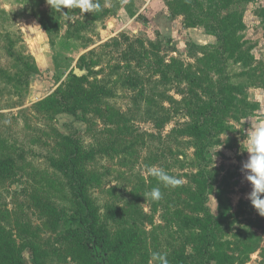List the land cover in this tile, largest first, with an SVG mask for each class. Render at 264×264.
<instances>
[{"label": "rangeland", "instance_id": "obj_1", "mask_svg": "<svg viewBox=\"0 0 264 264\" xmlns=\"http://www.w3.org/2000/svg\"><path fill=\"white\" fill-rule=\"evenodd\" d=\"M234 1L230 9L237 10L243 28L226 37L223 48L241 49L253 58L248 66L233 58L223 64L245 94L235 95L239 121L229 119L231 129L211 150L216 180L204 198L214 215L220 188L232 212L249 201L250 184L242 172L249 155L247 133L264 123V0ZM99 3L98 12L63 9L66 16L46 0H0V157L13 159L0 176V248L8 260L25 264H91L66 235L71 225L63 214L71 195L51 162L68 153L62 135L71 130L77 132L81 166L89 175L100 220L126 247L116 264H153L154 251L166 253L168 264H199L202 228L181 225L182 214L200 216L203 211L200 182L192 176L197 142L185 130L191 120L184 111L205 106L209 99L203 88L215 90L219 65L211 47L216 38L202 26L184 27L182 15L170 16L165 0ZM172 57L191 65L200 84L162 78L157 64ZM82 58L91 70L80 68ZM71 70L83 71L78 76L87 77L85 90L110 91L78 111L79 118L45 102ZM152 167L163 168L181 184L164 186L149 174ZM154 187L162 192L158 201L147 195ZM246 227L259 234L263 248L264 216L257 211L213 232L233 240L236 229ZM231 252L247 256L244 264H264L260 249L234 242Z\"/></svg>", "mask_w": 264, "mask_h": 264}, {"label": "trees", "instance_id": "obj_2", "mask_svg": "<svg viewBox=\"0 0 264 264\" xmlns=\"http://www.w3.org/2000/svg\"><path fill=\"white\" fill-rule=\"evenodd\" d=\"M170 16L182 15L184 27L202 26L216 38V44L211 47L216 57L217 79L215 90L203 88L208 96V102L201 109L185 108L184 114L191 122L185 130L191 132L197 144L195 149V160H193V178L197 184L200 182L199 194L200 203L203 206L201 215H181V225L185 228H194L197 224L202 228L198 255L201 257L199 264H244L246 257L242 254L231 252L234 242L242 244L244 247H253L261 250L262 262L264 260V247L261 248V238L259 234L250 229L237 228L232 234L233 240L225 238L227 233L220 234L213 232L216 226L223 224H233L238 217L256 213L250 201H241L235 212L224 194V189L218 191V213L212 214L206 205L204 198L206 191H212L216 180V172L212 171L211 150L222 144V135L226 129H231L230 120L239 121L235 115L239 110L235 95H244V87L232 82V78L227 76L223 64L229 58L235 59L243 66H248L252 61L251 54L243 52H225L223 41L230 35H236L243 28L242 18L236 9H230L234 5V0H165ZM133 13H130L132 15ZM264 18V10L261 15ZM48 37L52 39L51 30L45 29ZM207 47V46H206ZM203 48V47H201ZM224 54H227L226 57ZM81 69L91 70V65L83 58L80 61ZM158 73L168 81L178 84L186 83L190 86L200 84V79L191 65H184L182 61L172 57L168 62L162 61L157 64ZM31 72V70H30ZM86 76H78L72 70L62 87L46 98L47 105L55 108L59 112L69 114L79 118L78 111H83L91 104L100 102L106 93L103 89L92 88L85 90ZM169 102L172 97L168 96ZM234 117V118H233ZM231 118V119H230ZM230 119V120H229ZM71 128V127H70ZM77 132L71 130L62 135L65 143L69 145V151L62 159H51L53 165L59 169L66 180L71 195V204L64 212V221L71 225L66 231V235L72 237L80 252L84 257H89L91 264H116L119 258L126 254V247L118 237H113L109 230L100 220L97 206L89 192V175L81 166V155ZM13 161L12 158L0 157V176L8 172V168ZM215 170V169H214ZM196 192V191H193ZM196 196V195H195ZM247 206L242 208L241 206ZM62 216V217H63ZM232 219V220H231ZM260 220H253L254 225L263 227ZM228 228V227H227ZM229 229V228H228ZM227 236V235H226ZM98 262V263H97ZM35 264H45V262H35ZM0 264H25L21 259L8 260V253L0 248Z\"/></svg>", "mask_w": 264, "mask_h": 264}, {"label": "clouds", "instance_id": "obj_3", "mask_svg": "<svg viewBox=\"0 0 264 264\" xmlns=\"http://www.w3.org/2000/svg\"><path fill=\"white\" fill-rule=\"evenodd\" d=\"M46 2L52 10L64 13L66 16L67 12L63 9L78 8L82 15L101 10L99 0H46ZM245 150L249 155L242 164V172L251 189L246 194V198L258 214L264 216V123L258 122L247 133V148ZM148 171L164 186L176 187L181 184L180 179L170 177L163 168L152 167ZM147 195L153 201L162 198L160 187L152 188ZM151 260L153 264H168L166 253L154 251L151 253Z\"/></svg>", "mask_w": 264, "mask_h": 264}, {"label": "water", "instance_id": "obj_4", "mask_svg": "<svg viewBox=\"0 0 264 264\" xmlns=\"http://www.w3.org/2000/svg\"><path fill=\"white\" fill-rule=\"evenodd\" d=\"M83 71H77V72H75V74L76 75H78V74H80V73H82Z\"/></svg>", "mask_w": 264, "mask_h": 264}]
</instances>
